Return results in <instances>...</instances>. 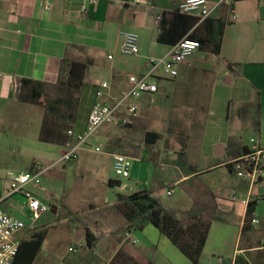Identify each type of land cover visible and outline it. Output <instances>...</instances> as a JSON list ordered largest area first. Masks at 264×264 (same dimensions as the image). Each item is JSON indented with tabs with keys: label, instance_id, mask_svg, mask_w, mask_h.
I'll return each mask as SVG.
<instances>
[{
	"label": "crops",
	"instance_id": "obj_1",
	"mask_svg": "<svg viewBox=\"0 0 264 264\" xmlns=\"http://www.w3.org/2000/svg\"><path fill=\"white\" fill-rule=\"evenodd\" d=\"M135 1L98 0L83 10L78 0H0V133L2 129L6 131L2 122L11 125L16 121L15 117L18 122L25 118L26 109L19 102L23 79L43 82L48 87L57 85L64 58L92 62L86 70L80 92L85 100L90 101L89 110L73 128L81 132L101 82L110 83L113 91L119 92L127 87L129 76H140L146 72L150 58L165 56L171 46L158 42L161 16L175 12L186 0ZM208 1L214 7L221 0ZM47 4L51 5L50 10H46ZM212 16L225 22L223 46L218 55L223 59V62L219 61L220 66L217 60L211 58L216 54L201 48L198 50L203 52L201 59L196 58V52L180 66L177 78L163 77L159 81V92L167 90L169 94L144 95L137 102L140 114L133 125L104 126L95 135L99 140L95 148L106 146L105 154L110 158L113 170L114 156L129 154L126 135L131 137L140 128L150 126L145 133V142L148 143L146 139L149 133L159 134L160 138L155 140L150 137L154 142L148 143L152 145L150 150L143 147L137 151V155H148L149 151L148 160L151 165L143 163L140 166V169L147 167L149 178L141 181L134 173L124 183L109 178L111 184L118 182L114 186L117 194L130 196L149 191L181 221L189 222L193 215L209 220L211 227L198 264H237L238 258H244L249 264H264V163L263 175L257 180L239 178L227 165L232 159L249 151L252 139L264 147V0H239L231 6L217 8ZM125 32L139 36L138 55L122 50ZM218 67L227 76L228 83L235 80L244 82V91L236 103L230 97L226 101L229 115L236 116L232 121L236 119L238 130H242L240 134H235L236 137L244 131L255 133L250 144L241 143L242 137L236 141L235 149L231 147L234 133L228 132L231 120L228 118V124L222 128V137L212 142L218 144L215 151L211 144H205L202 140L196 144H185L184 150L179 142H170L171 149H166V139L162 140L161 133L166 125L164 120L155 115H159L160 109L165 107L169 113L174 114H205L207 108H212V103L206 97L209 96L207 88L202 89V94L188 92L185 90L186 80L203 81L205 85L206 76ZM156 96L158 98L155 99ZM163 97L167 100L164 101V104L167 103L165 107L161 101ZM176 108L181 110H172ZM151 114L154 115L152 122ZM208 114L214 112L209 111ZM39 132L33 136L37 141ZM95 148L89 142L80 156L96 152ZM200 162L202 166L198 168ZM166 169L172 171L170 177L165 179V185H161L162 182L157 184V178L161 172L166 173ZM167 181L171 187H168ZM175 187L182 188L178 199L174 202L163 201V189L168 197H173L176 194ZM26 189L51 205L44 187L28 185ZM8 190L0 186L1 208L27 223L26 229L17 239L19 242L28 241L30 238H24L25 231L37 229L43 217L32 224L23 211L25 196H8ZM168 192L172 195H168ZM251 202H257L255 218L259 223L245 231L246 214ZM126 227L112 231L116 240H110L111 236L105 233L104 239H109L106 245L110 253L107 255V264L119 251H124L139 264H193L152 224L129 230Z\"/></svg>",
	"mask_w": 264,
	"mask_h": 264
},
{
	"label": "rangeland",
	"instance_id": "obj_2",
	"mask_svg": "<svg viewBox=\"0 0 264 264\" xmlns=\"http://www.w3.org/2000/svg\"><path fill=\"white\" fill-rule=\"evenodd\" d=\"M230 32L234 34L233 31ZM197 54L196 58L201 59L203 52L197 51ZM211 58L217 60L219 66V61L223 62V59L218 55ZM219 69L220 67L216 68L215 72L206 76V87L203 81L186 80L187 87L185 90L188 92L202 94V89L207 88L209 96L206 95V97L212 103V108H207L205 114L169 113L165 107L167 103L164 104V101L167 102L166 98H161L165 108L160 109L159 115H155V117L164 120L163 123L166 125L165 130L161 131L162 140L166 139V143H164L166 149H171L170 142H179L182 144V150H184L185 144H189V142L196 144L202 140L205 144H211L215 151L218 144L213 143L218 140L217 138L222 137V128L228 124V118H231L228 132L233 131L234 133L231 147L235 149L236 141L242 137L241 143L250 144V139L255 133L244 131L241 136L236 137L235 134H240L242 130H238L236 119L232 121L233 117L236 116L229 115L226 101V98L230 97L236 103L238 96L244 91V82L235 80L228 83L227 76L223 74V70ZM46 92L47 97L53 102L66 97V93L61 91L58 85L47 87ZM156 94L169 93L165 90ZM75 98L76 101L79 100L77 111L75 110L76 101L72 110L61 105V113L59 114L48 113L43 107L21 103L22 108L26 109L24 118L26 121L18 122L15 117L16 121L11 125L1 123L6 131L2 129L0 133V186L6 191L8 190V185L4 183L8 172H29L38 164L47 169L41 178V186L44 187L48 196V202H51V211L43 216L37 229L26 230V235H24L25 239H29L37 233L45 234L44 248L41 249L36 264H107L109 252L106 243L109 242V239L104 238L107 235L111 236L110 240H116L115 235L111 234L112 231L128 225L126 213L129 211V205L119 201L117 189L111 185L108 179H119L122 183L128 181L116 176L111 169L110 158L105 154L107 153L106 146H100L102 153L94 151L83 153L78 160L65 164L61 160L64 146L41 143L33 137L37 131H41L40 127H42L45 118L50 125L59 129L61 127L63 135L68 129L77 126L88 112L90 101L85 100L80 92L75 94ZM156 98L158 97L156 96ZM27 110H30V113ZM209 111H213L214 114H208ZM74 113L75 123L69 116L70 114L74 115ZM152 117L154 115L151 114L150 122L153 120ZM150 128V126L149 128H140L131 137L126 135L129 153L127 156L132 161L130 173H134L141 181H146L149 174L146 166L145 169H140V166L143 163L145 165L151 164L148 160L149 151L148 155H137V151L143 147H148L150 150L152 147L145 142V133ZM97 137L93 136L89 141L92 148L98 145ZM201 166L202 162L198 163L197 167L200 168ZM164 172L166 173L161 172L157 178V184L162 182L161 185H165V179H168L172 173L169 169ZM166 183L168 187H171L170 182L167 181ZM174 189L176 194L173 197H168L163 189V201L174 202L178 199L182 188L175 187ZM82 221L89 224L96 236L102 237L101 240L104 239L98 249L93 250L88 246L87 230L82 225ZM70 248L73 250L71 251ZM46 256L48 258H44Z\"/></svg>",
	"mask_w": 264,
	"mask_h": 264
},
{
	"label": "built area",
	"instance_id": "obj_3",
	"mask_svg": "<svg viewBox=\"0 0 264 264\" xmlns=\"http://www.w3.org/2000/svg\"><path fill=\"white\" fill-rule=\"evenodd\" d=\"M69 1V0H66ZM82 3V9L86 10L89 5L98 0H78ZM239 0H221L212 7L208 0H186L175 12L198 19L199 23L211 17L213 11L221 6H231ZM139 3L138 0L135 1ZM46 10L51 5L45 6ZM162 19V16H161ZM1 44V40H0ZM201 43L189 37L183 38L170 51L161 58H150L146 72L140 76L131 75L127 78V87L119 92H114L110 83L101 82L95 92L87 123L81 132L74 129L68 131V143L63 147L61 160L65 164L72 163L80 158L81 152L89 145L90 139L95 136L104 126L118 124L122 127L133 125L139 117L138 101L144 95H152L159 92V81L163 78L175 79L179 76V68L185 64L198 50ZM122 50L132 55L140 53L139 36L132 32L123 33ZM252 147L242 156L232 159L227 163L233 173L239 178L257 180L263 175L264 147L259 141L252 139ZM101 153L100 147L95 148ZM132 161L129 157L117 154L113 159V172L116 176L130 178ZM47 169L38 164L29 172H8L5 182L9 187V195L23 194L26 203L23 207L25 216L36 224L44 215L51 211V205L27 190L28 185L42 188L41 178ZM168 195H172L168 192ZM0 201V264H15L21 242L18 235L27 227V223L1 208ZM258 219L254 217L252 225H257ZM264 249V244L262 245ZM72 251L73 249L70 248Z\"/></svg>",
	"mask_w": 264,
	"mask_h": 264
},
{
	"label": "trees",
	"instance_id": "obj_4",
	"mask_svg": "<svg viewBox=\"0 0 264 264\" xmlns=\"http://www.w3.org/2000/svg\"><path fill=\"white\" fill-rule=\"evenodd\" d=\"M198 19L181 15L178 12L164 13L160 23V33L158 42L169 46H174L183 38L189 37L198 40L202 49L210 50L213 54L219 55L223 46L225 22L213 16L198 24ZM61 74L57 83L59 89L66 93L65 98L51 101L47 97V85L32 79H23L19 94V102L22 104L36 105L45 108L51 114L61 113V105L72 110L76 101L75 94L81 92L84 85L85 73L91 60L85 62L70 61L64 58ZM79 100L75 102L76 111ZM72 122L75 123V113L70 114ZM68 129L63 135V129L50 125L45 118L42 123L39 141L45 144L65 146L69 138ZM160 138L159 134H148L147 142H152ZM112 183V182H110ZM113 187L118 182H113ZM118 199L129 205L126 213L128 225L126 230L131 228H142L147 224L155 226L162 235L166 236L193 264H198L203 254L211 222L204 220L200 216L193 215L189 222L179 220L176 215L168 210L163 202L149 191L134 193L130 196L118 195ZM257 202H251L246 214V225L244 230L250 228L255 217V207ZM82 225L87 230L88 246L95 250L102 237L96 236L89 224L82 221ZM45 241L44 233L34 234L30 240L22 241L15 264H34ZM249 264L244 258H238L237 264ZM109 264H139L134 258L119 251Z\"/></svg>",
	"mask_w": 264,
	"mask_h": 264
}]
</instances>
